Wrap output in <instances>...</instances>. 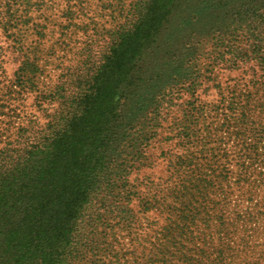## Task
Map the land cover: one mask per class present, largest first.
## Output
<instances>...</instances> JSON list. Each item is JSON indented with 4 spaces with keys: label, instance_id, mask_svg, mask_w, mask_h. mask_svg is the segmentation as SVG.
<instances>
[{
    "label": "trees",
    "instance_id": "trees-1",
    "mask_svg": "<svg viewBox=\"0 0 264 264\" xmlns=\"http://www.w3.org/2000/svg\"><path fill=\"white\" fill-rule=\"evenodd\" d=\"M110 31L103 50H89L81 60L76 79H64L62 102L44 126L0 130V264H87V252L96 251L97 222L112 216L131 226L135 218L126 207L137 189L129 175L142 165L165 107L182 90L193 97L211 66L236 68L252 59L264 92V0H132L128 14ZM257 91L234 95L228 102L231 114L216 126L204 120L219 106L207 112L193 97L179 121L178 142H191L204 155L213 132L233 127L232 115L241 138L244 124H253L248 119ZM249 131L257 138L264 128ZM202 159L189 148L174 156L160 183L171 202L144 201L162 207L168 220L151 242L158 251L130 264H206L204 250L194 258L186 236L190 216L197 215L187 209L186 193L212 187L199 175ZM239 165L242 182L246 166ZM220 172L225 180L229 171ZM263 206L260 202L256 209ZM235 220L239 230L228 229L224 237L238 234L237 241L225 244L218 261L264 264L263 213L243 212Z\"/></svg>",
    "mask_w": 264,
    "mask_h": 264
},
{
    "label": "rangeland",
    "instance_id": "rangeland-1",
    "mask_svg": "<svg viewBox=\"0 0 264 264\" xmlns=\"http://www.w3.org/2000/svg\"><path fill=\"white\" fill-rule=\"evenodd\" d=\"M131 1L0 0V130L6 125L12 129L31 124L44 126L62 102L67 87L64 79H76L84 67L81 60L89 50L91 54L103 50L110 30L117 28L128 14ZM31 62H35L36 69H30ZM24 65H29L27 70ZM255 66L252 59L242 61L236 68L217 63L202 78L193 97H198L207 112L210 107L219 106L214 114L208 112L205 116L204 121L213 122V126L222 122L224 114H231L228 102L234 95L258 90L249 112L248 123L253 124H244L245 133L240 138L232 115L233 127L213 132L204 155L191 142L180 143L176 137L183 110L193 100L191 94L182 90L171 106L165 107L157 133L145 147L142 165L129 175L137 194L126 208L135 223H118L112 216H106L105 223L97 222L93 244L96 251L94 255L87 252V264H130L134 258L143 262L149 256V251L154 250L151 242L162 234L168 220L160 212L162 207L144 201L164 198L171 202V197L161 191L160 183L169 174L174 156L184 154L187 148L203 158L198 172L212 185L209 191L198 187L185 196L187 209L197 214L194 219L190 216V231L186 232L194 258L204 250L206 264H223L218 255L224 254L225 244L233 246L237 241L238 234L224 237L228 229L239 230L235 219L243 212L258 210L264 218V206L256 209L260 202L264 203V133L256 138L249 131L264 128V92L255 81L261 73ZM240 110L239 107L236 112ZM8 120L12 122L8 124ZM202 121L197 127H203ZM167 136L170 138L165 139ZM241 162L246 166V176L239 182ZM224 167L229 171L225 180L220 178Z\"/></svg>",
    "mask_w": 264,
    "mask_h": 264
}]
</instances>
